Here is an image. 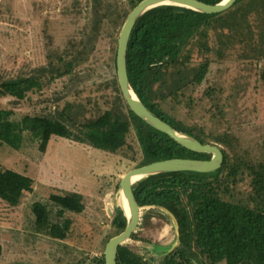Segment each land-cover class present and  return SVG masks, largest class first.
Here are the masks:
<instances>
[{
    "label": "trees",
    "instance_id": "obj_1",
    "mask_svg": "<svg viewBox=\"0 0 264 264\" xmlns=\"http://www.w3.org/2000/svg\"><path fill=\"white\" fill-rule=\"evenodd\" d=\"M142 1L127 0L130 11L124 19ZM199 1L217 5L224 0ZM91 2V11L100 21L96 28H100L115 7H107V0ZM90 22L84 37L86 41H95L100 29L89 35ZM86 41L73 42L65 51H55V59L49 55V66L41 74L50 81L74 75L95 54L81 50ZM113 59L110 66L117 70L116 48ZM127 59L131 84L154 115L204 145L219 147L224 154V164L216 172L148 176L134 185L141 207L168 209L179 222L181 244L162 264H264V136L246 144L236 128L220 129L226 122L228 106L223 87L213 85L202 98L195 96L197 89L210 84L216 70L223 71L227 64L264 61V0H238L230 10L215 15L179 6L155 8L136 24ZM112 82L116 98L95 105L69 103L55 116L25 115L18 121L13 110L0 108V147L18 149L31 138L40 143V151L45 154L51 141L60 138L108 154L128 156L127 152L133 150L131 140L136 139L140 153L136 151L133 159L141 155L139 166L173 159L213 158L212 154L189 151L144 122L126 103L117 75ZM42 90L41 75L5 81L0 78V98L20 102ZM173 105L182 106L194 123V113L203 108V124L191 125L172 115L166 107ZM213 127H220L219 131L211 132ZM245 184H249L248 191H243ZM34 192L32 178L0 167L1 201L17 207L27 193ZM32 209L39 234L65 242L72 239L74 231V221L67 214H84L86 201L80 193L52 195L49 203H36ZM154 214L151 211L141 221L138 231L151 226ZM161 216L171 221L165 212ZM127 226L125 209L118 205L109 241ZM105 250L104 246L102 256L93 258L91 263L106 264ZM3 256L4 248L0 245V260ZM118 264L150 263L123 245Z\"/></svg>",
    "mask_w": 264,
    "mask_h": 264
},
{
    "label": "rangeland",
    "instance_id": "obj_2",
    "mask_svg": "<svg viewBox=\"0 0 264 264\" xmlns=\"http://www.w3.org/2000/svg\"><path fill=\"white\" fill-rule=\"evenodd\" d=\"M91 1L0 0L1 80L41 75L43 81V90L31 94L25 101L0 98V108L13 110L16 120L25 115L55 116L69 103L104 104L117 97L112 82L117 70L110 65L114 64L115 48L118 49L127 20L124 18L130 9L127 0H107V7L112 4L115 8L101 27L96 28L100 21L91 11ZM89 20V35L100 29L95 41H86L84 37ZM81 40L87 44L80 46L81 50L95 51V54L74 75L50 81L41 74L49 66V55L54 58L55 51H65L73 42ZM210 80V84L197 89L195 96L202 98L213 85L225 89L227 119L219 128H236L246 144L263 137L264 61L229 63L223 71L216 70ZM166 110L191 125L202 123L201 117L206 115L203 108H198L194 123L182 106H167ZM219 128L213 127L210 131L218 132ZM130 146L133 150L127 152L128 156L108 154L60 138L51 141L45 154L40 151V143L31 138L18 149L8 145L0 147V167L35 181V192L27 193L19 206L11 207L0 200V245L4 248L0 264H92L93 258L101 257L108 235L112 234L114 209L123 206L121 180L139 166L141 155L133 158L136 151L140 153V145L132 139ZM248 186L245 184L243 191H248ZM70 193H80L86 201L84 214L66 216L74 221L72 239L63 242L39 234L33 205L49 203L52 195ZM151 211L155 213L151 226L140 229L126 246L150 264H162L179 243L173 221L165 220L162 210L144 209L141 221Z\"/></svg>",
    "mask_w": 264,
    "mask_h": 264
},
{
    "label": "water",
    "instance_id": "obj_3",
    "mask_svg": "<svg viewBox=\"0 0 264 264\" xmlns=\"http://www.w3.org/2000/svg\"><path fill=\"white\" fill-rule=\"evenodd\" d=\"M238 0H224L217 5H210L199 0H144L128 16L119 37L117 49V76L124 99L130 109L144 122L154 129L168 135L184 148L198 154H212L211 160L193 159H173L155 162L145 166H138L130 170L121 180L120 190L129 204L130 213L125 209L128 217L126 230L109 241L105 250L106 264H118V254L121 246L125 245L138 232L141 224L142 212L145 208L141 207L135 192L134 185L148 176L178 173H213L220 170L224 164V154L222 150L214 145H204L197 138L180 132L170 124L154 115L134 90L128 74V49L133 30L138 21L149 11L161 6H179L191 9L203 14L215 15L230 10ZM165 212L173 221L179 245L180 225L176 216L165 208H159Z\"/></svg>",
    "mask_w": 264,
    "mask_h": 264
},
{
    "label": "bare ground",
    "instance_id": "obj_4",
    "mask_svg": "<svg viewBox=\"0 0 264 264\" xmlns=\"http://www.w3.org/2000/svg\"><path fill=\"white\" fill-rule=\"evenodd\" d=\"M123 207L127 210L128 213H130L129 204H128V202H127V200L125 199L124 196H123Z\"/></svg>",
    "mask_w": 264,
    "mask_h": 264
},
{
    "label": "flooded vegetation",
    "instance_id": "obj_5",
    "mask_svg": "<svg viewBox=\"0 0 264 264\" xmlns=\"http://www.w3.org/2000/svg\"><path fill=\"white\" fill-rule=\"evenodd\" d=\"M137 233H138V232H137ZM125 245H126V244H125ZM125 245H124V246H125ZM132 252H134V251L132 250ZM134 254H135V255H138L137 253H134Z\"/></svg>",
    "mask_w": 264,
    "mask_h": 264
}]
</instances>
